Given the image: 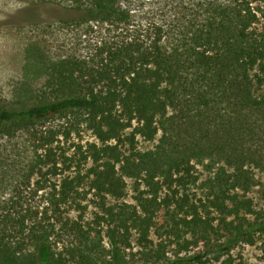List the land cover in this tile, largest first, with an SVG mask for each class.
I'll return each instance as SVG.
<instances>
[{
    "label": "trees",
    "instance_id": "1",
    "mask_svg": "<svg viewBox=\"0 0 264 264\" xmlns=\"http://www.w3.org/2000/svg\"><path fill=\"white\" fill-rule=\"evenodd\" d=\"M70 1L63 22L100 25L106 35L87 60L51 61L29 48L27 64L44 87L22 89L18 105L0 104V135L80 112L94 141L67 151L54 146L55 132L39 140L37 175L61 176L49 199L58 218L5 216L0 264H214L258 242L264 257V208L250 194V169L264 168V0H156L147 22L123 0ZM184 106L194 108L192 120L174 135L169 125ZM160 132L155 151H136L138 137L154 141ZM214 157L229 169L220 168L211 192L189 193L198 181L193 161ZM142 170L149 191L135 204H111L123 198L125 177ZM164 186L170 193L159 201ZM89 193L98 210L90 224L80 202ZM57 228L78 241L57 250Z\"/></svg>",
    "mask_w": 264,
    "mask_h": 264
},
{
    "label": "rangeland",
    "instance_id": "2",
    "mask_svg": "<svg viewBox=\"0 0 264 264\" xmlns=\"http://www.w3.org/2000/svg\"><path fill=\"white\" fill-rule=\"evenodd\" d=\"M126 1L130 0H123V4L134 9L133 13L137 21L147 22L152 10L156 12L153 6L156 0H138L137 3L135 0H132V3ZM89 2L90 0H83L85 6ZM72 6L74 3L70 0H0V104L18 105L21 102L19 97L22 89L32 91L44 87L45 76L37 74L27 64L29 48H39L46 59L51 61L67 57L87 60L94 55L101 38L106 34L100 25L96 27L89 25L93 28L89 31L88 25L63 22L62 19L67 16L68 7ZM193 111L194 108L187 106L178 110L177 120L175 119L177 123L169 125L170 129L174 128V135L181 133L180 130H187L189 123L186 125L185 123L192 120ZM222 113L224 114L223 111ZM82 120L80 112H70L39 122L32 131H20L12 138L0 135V221L5 216L12 218V215L18 217L28 213L31 220H35L37 215L41 218H58V214L52 215L53 207L49 199L53 193V184H58L61 176L49 175L46 181L37 175L36 166L40 163L38 161H42L41 165L44 163V151L39 140L45 138L47 133L55 132L58 141L54 146H60L67 151L69 146L74 144L83 146L93 142V134L86 130ZM67 131L71 132L68 142L63 136ZM162 134L160 132L154 141L138 137L136 151L142 153L155 151L160 145ZM124 150L127 155H131L130 145L127 144ZM192 164L195 165L193 173L198 181L196 184H191L188 191L198 196H204L213 190V181L216 180L221 167L229 169L223 161L215 157L198 164L193 161ZM165 169L166 165L160 168L161 174ZM250 172L254 176V186L250 194L256 197L260 206L264 208V168L252 167ZM135 174V176L125 177L126 188L123 198L119 201L111 199V204L121 202L135 204L140 192L149 191L144 182L146 171L142 170ZM160 176L157 181L161 183L163 181ZM39 186L44 189L40 190ZM83 189L87 192L89 188L85 186ZM168 192L166 187L161 189L157 195L158 200L165 198ZM96 201L92 193L88 194L87 199L80 201L82 205L89 206L84 214V220L88 224L93 222L92 218H95L94 214L98 212L94 205ZM43 210L45 212L48 210L46 215H42ZM61 210L64 212L62 216H67L66 207L62 206ZM79 216V213L75 211L70 213L72 219L76 220ZM158 218L163 223L168 217L165 211L161 210ZM55 241L61 242L58 248L54 246L59 250L64 245L67 247L78 240L74 233H67L66 230L61 231L57 228L52 244ZM25 244V247L30 248L29 241H25ZM220 262L222 264H264L261 243L258 242L255 246L238 245L230 257L224 256ZM220 262L214 264H220Z\"/></svg>",
    "mask_w": 264,
    "mask_h": 264
}]
</instances>
